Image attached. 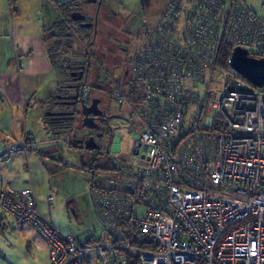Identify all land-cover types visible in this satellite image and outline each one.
<instances>
[{
    "label": "built area",
    "instance_id": "built-area-1",
    "mask_svg": "<svg viewBox=\"0 0 264 264\" xmlns=\"http://www.w3.org/2000/svg\"><path fill=\"white\" fill-rule=\"evenodd\" d=\"M194 1L169 10L181 21L143 25L129 57L137 139L90 171L105 239L62 234L38 214L31 188L0 189L1 213L37 230L50 264H264V85L229 60L214 65L219 31L251 53L264 49V22L243 0ZM172 26L187 48L170 40ZM111 97L132 104L120 89Z\"/></svg>",
    "mask_w": 264,
    "mask_h": 264
},
{
    "label": "rangeland",
    "instance_id": "rangeland-1",
    "mask_svg": "<svg viewBox=\"0 0 264 264\" xmlns=\"http://www.w3.org/2000/svg\"><path fill=\"white\" fill-rule=\"evenodd\" d=\"M7 1L9 0H0V7ZM10 1L15 3L17 11L21 6L25 19H34L32 12L38 7L36 4L42 2L44 7L43 17H46L50 13L53 17L52 22L55 21L59 25L65 24V26L59 27L63 35L66 36L62 40L61 49L67 43V53H72V55L78 53V59L82 58L86 49L93 51L99 59H101V53L104 52L105 59L102 61V65L104 66L111 61L112 54L117 51V49H110L109 47L112 46L111 44L114 45L115 41L118 40V32L113 31L109 33L108 30L120 27L118 26L120 22L117 20L119 17L113 16L111 20H106L105 14L99 13L97 31L94 33L90 29L87 31L88 36L86 40H78L76 42L75 39L72 40L73 35L71 33L73 30L70 22H68L67 27L68 18L62 11H55L56 8L52 5L53 1L60 2V5H63L67 0ZM77 1L81 2V9H88L89 13H87V16L95 17V4L86 3L84 0H71V5ZM111 1L114 4L112 8L116 13H120L123 16L130 15L132 21L129 28L132 27L133 30L141 28L143 25L154 26L160 23L163 20L162 12L167 5V0H127V8H122L121 5L117 6L114 0ZM123 1L119 0L118 4H125ZM246 2L257 16L264 21V0H246ZM51 26L49 25L46 29L48 32L47 43L45 45L47 51L49 43H53L56 39L58 42L60 41V37L58 38L57 36L58 32L55 29L51 30ZM33 29L34 26L30 30ZM24 33H28V31H24ZM92 38L94 39V44L93 48H90L88 47V43ZM71 43L73 44V48H70ZM81 52L82 54H79ZM63 53V50H59L57 53L58 59L53 60L55 66L60 68L58 74L59 79L61 78V83L58 86V93H62L65 90L64 84L70 81L73 83L62 71L61 58L64 59ZM65 61H67L66 58ZM91 82L90 85H93ZM93 95L103 96V93L99 88L95 90ZM107 104L109 105V102ZM110 106L111 108L108 109L109 114H112L110 119L112 131L111 133L108 132V136L110 135V145L108 151L104 153L103 161L98 163V168L106 165L113 157L127 156L132 150L133 142L137 139V134H133V129L128 122V119L131 118V108L124 106V109H122L117 105L113 106V104ZM46 113L47 110H45L44 115ZM30 123L31 121L27 122L25 120L24 112L14 108L12 113L9 109L7 111V108L3 107V112L0 113V156L5 154L12 145L20 142L25 130L28 132L33 130L29 126ZM75 125L78 126L77 123ZM41 126L42 128L39 129ZM45 128L43 124L39 125L36 132L37 137L41 138V142L37 143V147V144L31 146L33 150L35 148L39 150L38 154L36 151L32 152L30 149L27 151L20 150L11 153L3 163H0V184L2 183L5 187L7 185L11 186L13 189L30 187L35 195L38 214L51 222L62 234L76 235L81 238L94 235L97 238L105 239L106 233L103 231L93 211L90 195V185H92L90 168L83 165L81 150L69 145V142L73 138L69 131L70 127L60 126L57 128L61 136H59V140H56L55 143L58 142L57 144L62 146L59 151H56L57 153L53 151L46 152L44 150L47 146L51 147L53 144V141L48 140ZM129 131L130 133H128ZM106 140V138H103L101 141L102 145L105 144ZM141 213L142 211L139 210L138 215ZM7 219L9 222L6 229L0 231V245L12 264H50L49 253L47 252L48 245L45 240L34 229L31 230L30 235H24L19 230L21 224L26 223L13 221L10 217H7ZM2 220H0V223Z\"/></svg>",
    "mask_w": 264,
    "mask_h": 264
},
{
    "label": "crops",
    "instance_id": "crops-1",
    "mask_svg": "<svg viewBox=\"0 0 264 264\" xmlns=\"http://www.w3.org/2000/svg\"><path fill=\"white\" fill-rule=\"evenodd\" d=\"M243 1L247 3L246 0ZM123 2L125 4H121V6L127 8V0ZM36 5L38 7L32 12L34 19H25L21 6L17 11L14 6H9L8 1L0 7V113L3 112V107L12 113L14 108L24 112L25 120L31 121L29 126L33 130L30 132L25 130L20 142L24 141V138L28 139L31 151H36L38 154L37 148L34 150L31 148L32 145L41 142V138L37 137L36 129L40 124H43V127L52 124V118L47 113L56 112L59 100L65 99V94L73 93V91L67 87L65 89L68 91L61 90L64 92L63 94L57 91L59 83H61L58 74L60 68L50 61L45 46L47 43L45 39L48 38L46 29L52 25L53 17L50 13L43 17L42 2ZM33 26L34 29L30 30ZM24 31H28V33H24ZM20 62L22 66H20ZM45 110H47L46 115H44ZM41 128L42 126L39 129ZM45 132H47L48 140L53 141V144L44 150L57 153L56 147L59 146H55L58 143L55 141L59 140L61 135L57 131L50 132L48 129H45ZM0 189L6 191L19 190L8 185L5 187L2 183ZM1 220L0 231L5 230L9 222L4 216ZM32 229L37 232L32 225L26 223L21 224L19 231L24 235H30ZM0 264H12L3 252L1 245Z\"/></svg>",
    "mask_w": 264,
    "mask_h": 264
},
{
    "label": "flooded vegetation",
    "instance_id": "flooded-vegetation-1",
    "mask_svg": "<svg viewBox=\"0 0 264 264\" xmlns=\"http://www.w3.org/2000/svg\"><path fill=\"white\" fill-rule=\"evenodd\" d=\"M84 1L96 5L95 17L87 16L89 11L85 8L81 9L80 1L73 3L70 7L71 11L79 13L82 19L77 21H73L72 19L71 21L69 20L73 30L71 33L73 35L72 40L75 39L76 42L78 40H86L88 36L87 31L90 29L95 33L97 31V24L99 23V13L105 14L106 20H111L112 17L115 16L119 17L117 20L120 22V25H118L120 27L108 31L109 33L113 31L118 32V40L115 41L114 45L111 44L112 46L109 47L110 49H117V51L112 54L111 61L104 66L102 65V61L105 59L104 52L101 53V59L95 56L93 51L89 49L85 50L81 58L82 60L78 59V53L75 54L73 61L77 64L73 65L74 67H72V70L69 72V76H71L73 83L70 81L64 84L65 88H70L73 93H67L64 96L65 99L59 100V108H57L56 111L65 112L67 114L57 117L56 120L51 119V122L52 124L58 122L61 127H70L69 131L73 136L71 142H69L70 146L81 150V161L84 166L87 168H92L94 166L95 168L99 162L103 161L104 153L108 151L110 145V135L108 136V132L111 133L112 131L110 127L112 114H109L108 109L111 108L110 105L112 104L116 106L110 94L115 87L120 86L121 89L126 87L129 78V55L134 45H136L141 28L135 30H133L132 27L129 28L132 21L130 15L123 16L120 13H116L112 8L114 4L111 0ZM114 1L117 6L121 5L118 4L119 0ZM93 44L94 39L92 38L88 43V47L93 48ZM71 47L73 48L72 43L70 44V48ZM79 54H82V52ZM88 80L89 82H87ZM90 82L93 83V85H90ZM85 83L88 86H85ZM71 87H73V89ZM85 87H88L86 94L84 93ZM99 88L103 96H94L95 90ZM64 91L68 90L65 89ZM72 97L76 98L73 99ZM107 102H109V105ZM83 106H85V109L91 108V113L88 115L91 120L88 119L87 122L91 124L90 126L94 125L96 127L83 126ZM75 123H77L78 126H76ZM103 138L107 139L104 145H102L101 142Z\"/></svg>",
    "mask_w": 264,
    "mask_h": 264
},
{
    "label": "trees",
    "instance_id": "trees-1",
    "mask_svg": "<svg viewBox=\"0 0 264 264\" xmlns=\"http://www.w3.org/2000/svg\"><path fill=\"white\" fill-rule=\"evenodd\" d=\"M178 0H167V5H166V8H165V10L162 12V15L164 16V15H166V14H170V17H171V20L172 21H181V19L179 18L178 19V16H176V15H174L173 13H170L172 10H173V8H174V6L177 4L176 2H177ZM194 2H197V0H195ZM8 4H9V6H14V9H15V3L13 2L12 3V1H8ZM43 4V3H42ZM52 5L56 8V10L55 11H57L58 12V10L61 12L62 11V13H64V15L68 18V20H67V27H68V22H69V20L71 21V18H70V13L72 12L71 11V9H70V7H71V0H67L63 5H60V2H55V1H53L52 2ZM249 7V6H248ZM207 8H209L208 6H207ZM249 9L251 10V11H253L250 7H249ZM169 10H170V12H169ZM254 12V11H253ZM255 13V12H254ZM256 14V13H255ZM162 16V17H163ZM256 16H257V14H256ZM258 17V16H257ZM259 18V17H258ZM162 19V18H161ZM54 20H56V19H54ZM185 21V20H184ZM184 21H183V23L182 24H184ZM65 22V21H64ZM264 22V21H263ZM53 26H51V30L52 29H55V31L56 32H58V34H57V36H58V38H59V42L57 41V39H56V41H54L53 43H49V45H48V56H49V59H50V61H52L53 62V60L55 61V59H58L57 58V53L59 52V50H63L64 51V53H63V57H64V59H62L61 58V63H62V66H61V68H62V71L65 73V75L67 76V77H69V80L71 79V76H69V72L72 70V67H74L73 65H75V64H77L76 62H74L73 61V58H74V56L75 55H72V53H67V49H68V44L66 43V44H64V47L61 49V44H62V40L63 39H65L66 38V36L65 35H63V33H62V30H60L59 29V27H61V26H65V24L63 23V24H57V22H54L53 24H52ZM157 25H159V23L157 24ZM156 25V26H157ZM155 26V25H154ZM143 27V26H142ZM141 27V28H142ZM57 28H58V31H57ZM140 31H141V29H140ZM171 31H172V34H171V38H170V40L171 39H177L178 40V42L184 47V48H187V44H186V40H185V34H184V32H182V29L180 28L179 30L178 29H176V27H174V26H172L171 27ZM190 31H193L192 29H190ZM219 33H221V35H222V37L223 38H221V40L220 41H218V40H216L215 39V41H216V44H215V48H214V53H215V62H214V65L216 64V65H218V66H220V67H225L226 66V64H227V62H228V60H229V57H230V55H231V52H232V48H231V46H230V44L228 43V42H226V40H225V35H224V33L223 32H221V31H219ZM140 34H141V32H140ZM46 40V39H45ZM58 42V43H57ZM57 45V46H56ZM134 47H135V45H134ZM134 49V48H133ZM133 51V50H132ZM132 51L130 52V55H129V57L132 55L131 53H132ZM252 56H255V57H264V49H261V50H256V51H253V52H251L250 53ZM67 56V57H65V56ZM65 58L67 59V61H65ZM219 79H220V75H218L217 77H215V78H212V81H211V83H214V82H218L219 81ZM131 77H130V75H129V78H128V81H127V83H126V87L125 88H120V86L119 87H115V88H113L112 89V91L114 90V91H117V90H121L124 94H126L127 95V97H128V99L131 101V105H129V107H131V108H135V107H137L136 105L139 103V101L137 100V98H136V96L135 95H133L131 92H130V87H131V84H132V82H131ZM87 82H89V80L87 81ZM85 86L87 85L86 83L84 84ZM83 85V86H84ZM88 86V85H87ZM72 89H73V87H71ZM111 91V92H112ZM64 92H62V94H63ZM111 95V94H110ZM111 99H112V97H111ZM113 100V99H112ZM114 101V100H113ZM114 103L118 106V107H120V108H122V109H124V106H123V104H118V103H116L115 101H114ZM130 116H131V118L130 119H128V120H131V122H132V124H131V128L132 129H138V119H137V117L135 116V112H134V109H132L131 110V114H130ZM46 121L48 120V119H45ZM58 123V122H57ZM57 123H54V124H49V125H47V127L45 128V129H48L50 132H54V131H59L57 128L58 127H60L61 125H60V123H58V126H57ZM25 139V147H24V149L23 150H25V151H27L28 149H30V147H29V140L28 139H26V138H24ZM70 145V144H69ZM55 146H59V147H56V151H59L61 148H62V146L60 145V144H57V145H55ZM31 150V149H30ZM4 155H6V154H4ZM106 165H109V162L106 164ZM106 165H104V166H106ZM95 167H97V166H95ZM94 168V166L92 167V168H90V169H93ZM91 171V170H90ZM4 215L2 214V213H0V220H1V218L3 217ZM5 217V216H4ZM144 247H146V246H144Z\"/></svg>",
    "mask_w": 264,
    "mask_h": 264
},
{
    "label": "water",
    "instance_id": "water-1",
    "mask_svg": "<svg viewBox=\"0 0 264 264\" xmlns=\"http://www.w3.org/2000/svg\"><path fill=\"white\" fill-rule=\"evenodd\" d=\"M70 18L73 21L81 20L82 16L79 13L72 12L70 14ZM229 64L230 66L237 71V73L244 78H246L250 83H252L255 87H261L264 85V57H255L252 56L249 51L242 47H235L231 55L229 57ZM75 99L76 97H72ZM95 103V102H93ZM91 108L85 109V106L82 108L83 118V126L89 127H96L90 126L91 124L87 122V120H91L89 118V114ZM65 112H55L50 111L47 113L48 116L52 118V120H56L57 117L66 115Z\"/></svg>",
    "mask_w": 264,
    "mask_h": 264
},
{
    "label": "clouds",
    "instance_id": "clouds-1",
    "mask_svg": "<svg viewBox=\"0 0 264 264\" xmlns=\"http://www.w3.org/2000/svg\"><path fill=\"white\" fill-rule=\"evenodd\" d=\"M24 141H25V139H24ZM26 142V141H25ZM2 155H4V154H2ZM8 156V155H7ZM7 158V157H6Z\"/></svg>",
    "mask_w": 264,
    "mask_h": 264
},
{
    "label": "bare ground",
    "instance_id": "bare-ground-1",
    "mask_svg": "<svg viewBox=\"0 0 264 264\" xmlns=\"http://www.w3.org/2000/svg\"><path fill=\"white\" fill-rule=\"evenodd\" d=\"M21 63V62H20ZM21 66H22V63H21Z\"/></svg>",
    "mask_w": 264,
    "mask_h": 264
}]
</instances>
